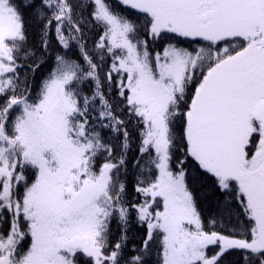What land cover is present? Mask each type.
I'll use <instances>...</instances> for the list:
<instances>
[{
    "label": "snow or ice",
    "instance_id": "snow-or-ice-1",
    "mask_svg": "<svg viewBox=\"0 0 264 264\" xmlns=\"http://www.w3.org/2000/svg\"><path fill=\"white\" fill-rule=\"evenodd\" d=\"M0 264H264V0H0Z\"/></svg>",
    "mask_w": 264,
    "mask_h": 264
}]
</instances>
